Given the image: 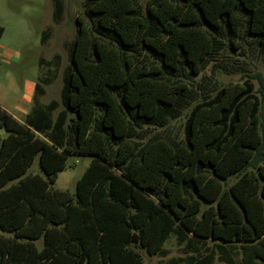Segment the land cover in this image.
<instances>
[{
    "label": "trees",
    "instance_id": "16d2710c",
    "mask_svg": "<svg viewBox=\"0 0 264 264\" xmlns=\"http://www.w3.org/2000/svg\"><path fill=\"white\" fill-rule=\"evenodd\" d=\"M83 2L56 120V101L21 121L0 105V264H144L137 249L158 255L172 233L264 264L260 74L195 104L184 140H136L181 116L227 42L264 48V0ZM71 155L91 162L75 192L54 189Z\"/></svg>",
    "mask_w": 264,
    "mask_h": 264
},
{
    "label": "rangeland",
    "instance_id": "374dc122",
    "mask_svg": "<svg viewBox=\"0 0 264 264\" xmlns=\"http://www.w3.org/2000/svg\"><path fill=\"white\" fill-rule=\"evenodd\" d=\"M151 0H139L143 8ZM60 3V15L56 17V4ZM83 0H0V26L4 34L0 41V101L13 112L22 98H31L34 106L59 103L53 119L64 109L61 91L64 77L71 66L70 50L77 34V19L84 16ZM237 48L229 42L213 58L207 69L189 79L193 101L181 116L172 119L164 127L147 126L137 134V142L144 144L156 135L182 141L185 125L195 104L212 96L229 83H242L250 75L264 78V48L249 37ZM258 90L259 84L254 81ZM40 85L42 92L37 93ZM6 131L0 130V136ZM91 162L88 155H71L68 167L59 174L53 188L75 192L77 181ZM42 174L39 158L29 168V175ZM236 176L229 179V184ZM0 236H12L0 230ZM41 247V241L38 242ZM158 255H149L137 249L144 264H243V251L238 246L220 242L204 243L193 236L179 237L172 233Z\"/></svg>",
    "mask_w": 264,
    "mask_h": 264
},
{
    "label": "crops",
    "instance_id": "0c3cea01",
    "mask_svg": "<svg viewBox=\"0 0 264 264\" xmlns=\"http://www.w3.org/2000/svg\"><path fill=\"white\" fill-rule=\"evenodd\" d=\"M31 98L29 97V99L27 98H22L18 101V103L16 104V106L13 109V112L8 111L4 105L1 103L0 101V105L6 110L8 111L11 115H13L16 119L18 120H23L31 111V109L33 108V102L30 101Z\"/></svg>",
    "mask_w": 264,
    "mask_h": 264
}]
</instances>
